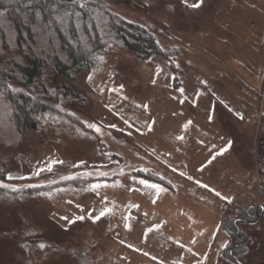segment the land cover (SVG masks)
Segmentation results:
<instances>
[{
    "label": "crops",
    "instance_id": "crops-1",
    "mask_svg": "<svg viewBox=\"0 0 264 264\" xmlns=\"http://www.w3.org/2000/svg\"><path fill=\"white\" fill-rule=\"evenodd\" d=\"M215 1L165 0L170 19L173 11L177 15L180 9H196L198 12L195 42L185 47L172 44L174 49H181L183 63L192 65L188 66L191 71L182 76L183 79L193 77V81L181 82V85L194 90H186L183 95L181 92L178 101L172 98L170 103L148 107L153 115L162 111L169 114L162 119L156 114L152 116L146 135L132 132L137 146L145 150L143 164L135 161L138 151L134 149L132 159L135 165L132 164L128 170L114 176L101 172L93 176L87 171L88 167L101 170L106 152L105 142L88 125L76 122L79 127H74L69 121L62 122L50 117L40 119L35 129L27 131L15 156L18 153L44 154L52 149L63 158L52 160L51 164L64 169L66 173L71 172V176L40 185H23L19 182L23 183V180L33 178L42 171L18 173L12 161L15 156L12 158L7 177L14 179H8L10 185L7 192L0 195L3 197L0 200L7 201V204H2L6 217L4 223H7L4 235L13 247L21 251L23 246L28 245V240H44L54 246V241L59 238L72 241L116 240L121 238V231L134 237L140 223H143L141 216L145 218L140 210L141 198L151 204L161 202V198H156L154 189L139 183L146 180L151 184V180L140 179L138 171L151 172L160 177L168 190H174L176 183H179L187 188L191 199L200 200L197 196L201 197L202 193L211 195V199L203 196L207 201L203 198V203L218 221L219 208L210 204L209 200L220 202L222 199L236 203L245 199L252 185L251 174L256 170V167L252 168V149L250 146L246 148L245 143L255 142L254 134L261 125L258 113L264 105V0H223L227 8L232 6L235 10L225 13L222 9L215 10ZM197 3L199 7L192 6ZM237 6L239 9L248 7L252 17L244 13L239 14L236 20ZM211 7L213 12L209 11ZM189 58L193 62H189ZM192 99L194 103L190 102ZM170 113L176 117L175 121H172ZM63 124L68 125L64 127ZM180 128L186 129V133L180 134ZM191 128L195 129L194 136L188 134ZM244 151H247V156H243ZM118 152L122 154L120 150ZM114 157L117 160V153ZM238 168L239 176L230 181V177L237 175L234 170ZM61 172L53 171L52 175ZM71 179H83L84 182L77 185L62 182ZM102 180L108 183L95 184L98 187L94 189L92 182ZM113 180L115 183H110ZM110 184L120 189L117 195L109 194L107 186ZM47 185L52 186L33 189ZM141 186H144V190ZM13 188L17 190L13 191ZM215 193L228 194L229 197L215 199ZM101 212L106 214L100 215ZM87 225L98 229L99 233L92 234ZM149 232L148 227L142 231L147 238ZM72 257L73 261H64L65 264H123L122 260L112 258L109 253L97 251L96 254H89L88 247H79ZM12 264H22V261Z\"/></svg>",
    "mask_w": 264,
    "mask_h": 264
},
{
    "label": "rangeland",
    "instance_id": "rangeland-1",
    "mask_svg": "<svg viewBox=\"0 0 264 264\" xmlns=\"http://www.w3.org/2000/svg\"><path fill=\"white\" fill-rule=\"evenodd\" d=\"M88 1L95 4L90 6L91 18L97 23L103 39L106 40L105 48L97 52L92 66L86 68L74 67L68 74L59 75V81L71 86L83 99L81 104L78 103L76 106L67 109L68 115L79 119L84 125H94L99 128V132L93 128L91 129L97 136L100 135L102 141L105 142L106 156L102 159L101 170L88 167L89 170L87 171H90L91 175H98L101 172L102 174L114 176V174L119 175L124 170H128L132 164L135 165L132 159L134 149L138 151V154H135V161L139 160V164L144 163L145 150L137 146L132 132L146 135L147 126L152 120V116L156 114L157 117L162 119L165 114H169L162 111L153 115L148 107L150 105L154 106V104L170 103L172 98L178 101L181 97V82L189 83L193 81V77L188 78L186 76L183 79L182 74L190 72L189 69L191 68H188V66L192 65L187 66L183 63L181 49H174L172 44L175 43L177 46L182 44L185 47V45H192L195 42L198 12L196 9L189 11L180 9L177 10V15L173 11V16L170 19L168 17L169 7L168 5L165 7V0ZM226 6L227 4L225 5L223 0L215 1V10L222 9L223 13L225 11L235 12L232 6L228 8ZM209 11L213 12V7L209 8ZM201 12H203L202 8ZM244 13L250 15V18L252 17L248 7L246 9L241 8L236 14V20L239 14ZM109 15L136 23L147 32H150L158 43L161 52H155L147 58H140L134 52L122 48L119 40L114 37V31L108 22ZM199 20L201 21V18ZM0 54L1 65L13 59L24 61V57L19 51L12 45H7V41L0 44ZM189 62L193 61L190 60ZM174 89L179 91L175 92ZM181 89H183L182 95L186 90H194L192 87L186 88L184 86ZM190 102L194 103V100L192 99ZM262 106L258 113L261 125L259 129H256L257 133L254 134L255 142L245 143L246 148L250 146L252 149V168L256 167L255 172L252 171L251 174L252 185L250 191L246 194L244 200H236V203H229L222 199H220V202L209 200L210 204L212 203L213 206L219 208V221L216 215L212 214L203 203V198L211 199V195L206 193H202L201 197L198 195L197 198L201 201L191 199L192 196L187 188L182 187L179 183H176L174 190H168L163 180H156L157 177L150 175L148 177L142 174H152L151 172L138 171L137 174L141 176L140 179H150L151 184H158L165 190L159 194L156 193V198H161L160 204H151L141 198L140 210L145 218L141 216L143 223H140L134 237L121 231L119 234L121 238H115L116 240L72 241L68 238H59L54 241L56 246L52 243L48 245V242L44 240L41 242L39 240H28V245L23 246L20 251L13 247L14 245L4 235V231H7V223H4L6 217H4L2 204L3 202L7 204V201L0 200V264L21 263V261L22 264H65V262L73 261L72 255L79 250V247L85 249L88 247L89 254H96L97 251L109 253L112 258L122 260L123 264H238L228 258L226 254L223 255V251L226 253L227 250H232L239 239L238 236L242 235L245 236L242 264H264V217L261 215L264 213V195L259 194L258 185L256 184L257 173L264 165V150L261 151V149H264V105L262 104ZM177 114L179 112L176 113V117ZM192 114L194 115L193 112ZM48 115H42L41 119L55 117L62 120V122L67 121V123H72L70 125L79 127L76 122L64 115L57 113ZM171 117L172 121H175L176 117L174 115H171ZM166 119H168V116H166ZM67 125L63 124L62 126L67 127ZM178 130L180 134L186 133V129L180 128ZM189 130L191 131L188 133L190 136L196 134L194 128ZM10 131L11 126L8 123L3 122L0 124V183L8 186L10 184L7 180V168L16 152H19L17 149L23 139L19 141L15 153L12 154L5 168L4 160L7 158L5 152L9 150L5 143L6 136ZM221 131H225V129H221ZM225 146L232 147L233 145ZM143 148L145 147L143 146ZM244 152L243 156H247V151ZM116 153L117 160L114 157ZM57 158L63 157H59V153L53 152L52 149L44 154L40 152L32 154L18 153L12 160L18 173L42 171L37 176L19 183L23 185H40L71 176V172L66 173L67 171L64 169L51 164L52 160H59ZM60 170H62L61 173L52 175L53 171ZM238 171H240L239 168L234 170L237 175L230 177V181L239 176ZM71 180H65L64 182ZM92 183H94L92 185H95L108 182L102 180ZM110 183H115V180ZM50 186L52 185L40 186L39 188L43 189ZM107 187H109V194L117 195L120 192V189L114 184ZM141 187L144 190V186ZM7 189L0 188V195L7 192ZM235 190L238 191L236 184ZM213 196L215 199L226 198L228 194H221L220 196L214 194ZM205 202L207 201L205 200ZM250 206L257 212L256 219L252 222H240L237 228L238 236L234 234L232 228H228V231L223 229L224 217L238 218L241 215L238 207H242L246 211L245 209ZM147 227L150 228L148 238L146 237L147 234L142 233ZM88 228H90L92 234L99 233L98 229ZM143 235L145 237H142ZM31 242L36 244L31 245ZM40 245H45V247L41 248Z\"/></svg>",
    "mask_w": 264,
    "mask_h": 264
},
{
    "label": "trees",
    "instance_id": "trees-1",
    "mask_svg": "<svg viewBox=\"0 0 264 264\" xmlns=\"http://www.w3.org/2000/svg\"><path fill=\"white\" fill-rule=\"evenodd\" d=\"M80 3L85 7H79ZM92 4L88 0H0V44L7 41L24 57V61L13 59L0 64V124L11 126L6 136L9 150L5 152V168L19 141L29 129L37 127L42 115L57 113L84 125L67 113L83 99L75 89L59 81V75L77 66H92L97 52L105 48L106 40L91 18ZM65 11L70 15L65 16ZM58 15L63 19L58 20ZM108 22L122 48L140 58L160 51L153 35L138 24L114 15L108 16ZM69 182L77 185L84 180ZM238 210L240 217L223 218V229L232 228L236 236L240 222H252L257 216L251 206L246 211L242 207ZM261 215L264 217V213ZM238 238L233 249L223 251V255L242 263L245 238Z\"/></svg>",
    "mask_w": 264,
    "mask_h": 264
},
{
    "label": "snow or ice",
    "instance_id": "snow-or-ice-1",
    "mask_svg": "<svg viewBox=\"0 0 264 264\" xmlns=\"http://www.w3.org/2000/svg\"><path fill=\"white\" fill-rule=\"evenodd\" d=\"M200 3H202V0H200ZM192 6H193V7H199L200 4L197 3V4H193ZM79 7L83 8V7H85V5H84L83 3H80V4H79ZM68 15H70V13L67 12V11H65V16H68ZM57 19H58V20H62L63 17H61V16L58 15V16H57ZM101 59H102V58H101ZM180 91L182 92L183 89H180ZM145 107H146V106H145ZM241 118H242V117H241ZM88 127L93 128V129H94L95 131H97V132L100 131V129H99V128H96L94 125H88ZM113 127H114V126H113ZM37 174H38V173H37ZM21 178H22V177H21ZM7 179L11 180V179H14V177H12V176H8ZM139 183H140L141 185H144V186L150 188V189H154L155 192H156L157 194H159V193H161V192H163V191L165 190V189H163V188H162L160 185H158V184H148V182H147L146 180H140ZM197 183H199V182H197ZM202 186H203V185H202ZM96 187H98V185H94V186H93L94 189H95ZM203 187H207V186H203ZM0 188H8V185L3 184V183H0ZM12 190H13V191H16L17 189L13 188ZM215 194H216L217 196H220V195H221L220 193H215ZM225 199H227V198H225ZM104 214H106V213H105V212H101L100 215H104ZM40 247L43 248V247H45V245H40Z\"/></svg>",
    "mask_w": 264,
    "mask_h": 264
},
{
    "label": "built area",
    "instance_id": "built-area-1",
    "mask_svg": "<svg viewBox=\"0 0 264 264\" xmlns=\"http://www.w3.org/2000/svg\"><path fill=\"white\" fill-rule=\"evenodd\" d=\"M259 171L256 176V184L258 185L259 194L264 195V165L261 166Z\"/></svg>",
    "mask_w": 264,
    "mask_h": 264
},
{
    "label": "flooded vegetation",
    "instance_id": "flooded-vegetation-1",
    "mask_svg": "<svg viewBox=\"0 0 264 264\" xmlns=\"http://www.w3.org/2000/svg\"><path fill=\"white\" fill-rule=\"evenodd\" d=\"M242 236L245 238V236H244V235H242ZM238 264H242V263L238 262Z\"/></svg>",
    "mask_w": 264,
    "mask_h": 264
},
{
    "label": "water",
    "instance_id": "water-1",
    "mask_svg": "<svg viewBox=\"0 0 264 264\" xmlns=\"http://www.w3.org/2000/svg\"><path fill=\"white\" fill-rule=\"evenodd\" d=\"M231 251V250H230Z\"/></svg>",
    "mask_w": 264,
    "mask_h": 264
}]
</instances>
